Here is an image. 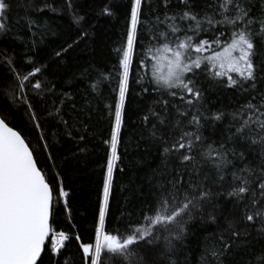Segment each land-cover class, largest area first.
I'll return each mask as SVG.
<instances>
[{"label":"snow or ice","instance_id":"6c2138e0","mask_svg":"<svg viewBox=\"0 0 264 264\" xmlns=\"http://www.w3.org/2000/svg\"><path fill=\"white\" fill-rule=\"evenodd\" d=\"M67 2L71 7V0ZM196 5L197 0H129L113 72L99 73L89 85L107 110L110 124V139L105 140L110 156L92 240L59 229L61 205L68 210L64 181L56 173L54 188L47 165L38 160L28 138L0 117V264H45L51 256L62 255L63 264H69L61 250L72 239L79 242L82 264H140L138 246L151 248L161 240L159 260L165 264H236L233 257L249 243L246 237L253 231L264 237V89L257 84L264 80V68L254 61L258 49L264 48V0H201L199 10ZM45 8L55 11L48 4H37L35 10ZM10 10V0H0V35L12 31ZM99 14L116 15L110 0L101 5ZM73 16L76 24L84 21L83 16ZM33 23L28 21L30 27ZM82 35L87 36V31ZM134 60L143 72L135 82L151 97L140 117L148 133L141 139L157 148L160 162L153 172L152 199L139 209V218L133 220L127 213L126 222L109 229ZM2 62L21 90L30 78L42 76L46 67L34 65L21 73L12 56L4 54ZM113 75V101L107 103L101 85H110ZM205 80L235 88L248 98L230 110L213 111L205 104ZM32 88L37 95L45 90L39 79ZM27 106L31 109L30 103ZM29 115L36 120L34 112ZM55 115L60 116L59 109ZM43 147L47 149L46 142ZM47 158L53 159L50 152ZM221 197L231 204L227 215ZM196 219L202 227L214 226V231L206 230L193 259L188 226ZM241 264H264V251Z\"/></svg>","mask_w":264,"mask_h":264},{"label":"trees","instance_id":"16d2710c","mask_svg":"<svg viewBox=\"0 0 264 264\" xmlns=\"http://www.w3.org/2000/svg\"><path fill=\"white\" fill-rule=\"evenodd\" d=\"M108 2L71 0L69 7L67 0H34V3L33 0H10L9 24L12 31L6 36L0 35V116L28 138L38 160L47 165L46 171L54 188L55 174L59 173L65 189L69 191V197L68 210L61 205L57 225L70 236L79 234L83 241L94 237L93 225L98 221L106 163L110 156L109 145L105 143V140L110 139L107 110L89 85L97 81L99 73L113 72V65L117 63L115 49L121 46L126 28L129 0H110L116 13L112 18L99 14L101 5ZM30 3L32 7H28ZM200 3L201 0H197L198 10ZM37 4L41 7L51 5L55 11L47 8L44 11L35 10ZM172 7L177 5L173 4ZM73 14L83 16L84 21L76 24ZM29 20L34 21L31 27ZM85 30L87 36L82 35ZM69 44L72 45L70 48ZM64 48H68L67 52L63 51ZM56 51H61L60 57L55 55ZM140 53L138 46L137 58ZM4 54L14 58L16 68L21 73H26L34 65H46L43 75L30 78L29 82H25L27 87L21 90L11 70L2 62ZM29 58L31 63L28 62ZM262 60L264 48H259L258 55L254 57L258 68H264ZM82 73L86 79L81 76ZM137 75L142 77L143 72L134 60L126 106V127L121 132V158L114 172L111 190L107 219L109 229L116 222H126L129 219L127 213L132 214L133 220L139 218V209L152 199L153 172L160 162L157 148L150 140L141 139V134L147 137L148 133L140 117L149 107L151 97L141 92V84L135 82ZM36 79L40 80L45 89L39 95L32 88ZM115 84L116 78L113 75L110 85H101L104 102L113 101L110 89ZM257 84L258 88L264 89V80H258ZM204 87L205 104L213 111L218 108L230 110L248 98L235 88L214 85L211 80H205ZM176 102L180 103L179 100ZM57 109L60 110L59 117L55 115ZM29 112L35 113V121ZM37 122L39 127H36ZM205 134L208 135L207 130ZM81 136L84 139H80ZM45 142L47 149L43 147ZM49 152L52 160L47 158ZM220 202L227 215L231 204L225 203L223 197ZM201 224L196 219L188 226L192 235L187 243L194 250L193 259L197 258L199 249L196 246L200 238L206 230L214 231V226L202 227ZM246 240L249 243L233 257L236 264L250 260L254 253L264 251V237H259L255 231ZM78 244L72 239L61 250L62 254L66 253L69 264H82V250ZM163 244L161 240L151 248L138 246L139 256L143 258L140 264H165L159 260ZM64 259L63 255L51 256L45 264H63Z\"/></svg>","mask_w":264,"mask_h":264},{"label":"water","instance_id":"95a60500","mask_svg":"<svg viewBox=\"0 0 264 264\" xmlns=\"http://www.w3.org/2000/svg\"><path fill=\"white\" fill-rule=\"evenodd\" d=\"M1 117V116H0Z\"/></svg>","mask_w":264,"mask_h":264}]
</instances>
